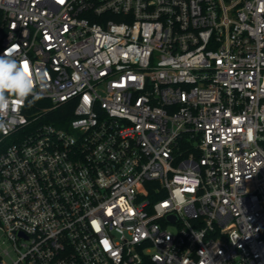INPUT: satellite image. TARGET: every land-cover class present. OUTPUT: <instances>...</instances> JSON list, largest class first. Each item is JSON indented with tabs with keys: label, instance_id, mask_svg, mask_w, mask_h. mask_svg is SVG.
Here are the masks:
<instances>
[{
	"label": "built area",
	"instance_id": "built-area-1",
	"mask_svg": "<svg viewBox=\"0 0 264 264\" xmlns=\"http://www.w3.org/2000/svg\"><path fill=\"white\" fill-rule=\"evenodd\" d=\"M10 45L0 264H264V0H0Z\"/></svg>",
	"mask_w": 264,
	"mask_h": 264
},
{
	"label": "clouds",
	"instance_id": "clouds-1",
	"mask_svg": "<svg viewBox=\"0 0 264 264\" xmlns=\"http://www.w3.org/2000/svg\"><path fill=\"white\" fill-rule=\"evenodd\" d=\"M18 47L10 45L0 53V130L6 127L4 117L13 102L22 104L29 96L38 100L41 96L35 91L37 83L41 88L46 86L47 74L41 72L34 78L28 62L17 58Z\"/></svg>",
	"mask_w": 264,
	"mask_h": 264
},
{
	"label": "trees",
	"instance_id": "trees-1",
	"mask_svg": "<svg viewBox=\"0 0 264 264\" xmlns=\"http://www.w3.org/2000/svg\"><path fill=\"white\" fill-rule=\"evenodd\" d=\"M69 111H70V108H69ZM69 111H67L66 113H58V114H56L55 115V117H57V118H63V117H65L66 115H68V112ZM54 116H53V118H55Z\"/></svg>",
	"mask_w": 264,
	"mask_h": 264
},
{
	"label": "snow or ice",
	"instance_id": "snow-or-ice-1",
	"mask_svg": "<svg viewBox=\"0 0 264 264\" xmlns=\"http://www.w3.org/2000/svg\"><path fill=\"white\" fill-rule=\"evenodd\" d=\"M25 68L27 69L28 68V65L25 64ZM249 138H251V131H249ZM104 244L106 247H108V242L107 241H104Z\"/></svg>",
	"mask_w": 264,
	"mask_h": 264
}]
</instances>
